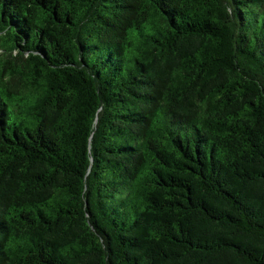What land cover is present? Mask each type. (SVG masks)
Masks as SVG:
<instances>
[{
	"label": "trees",
	"instance_id": "obj_1",
	"mask_svg": "<svg viewBox=\"0 0 264 264\" xmlns=\"http://www.w3.org/2000/svg\"><path fill=\"white\" fill-rule=\"evenodd\" d=\"M0 264H264V0H0Z\"/></svg>",
	"mask_w": 264,
	"mask_h": 264
}]
</instances>
